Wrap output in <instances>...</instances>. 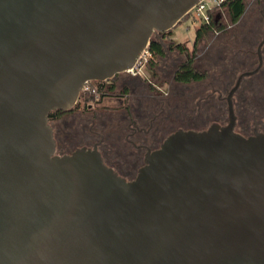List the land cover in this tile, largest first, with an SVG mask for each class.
<instances>
[{
  "label": "water",
  "instance_id": "obj_1",
  "mask_svg": "<svg viewBox=\"0 0 264 264\" xmlns=\"http://www.w3.org/2000/svg\"><path fill=\"white\" fill-rule=\"evenodd\" d=\"M203 0H0V264H264V134L170 135L133 181L57 154L49 115L135 68ZM218 19V16H216Z\"/></svg>",
  "mask_w": 264,
  "mask_h": 264
},
{
  "label": "flooded vegetation",
  "instance_id": "obj_2",
  "mask_svg": "<svg viewBox=\"0 0 264 264\" xmlns=\"http://www.w3.org/2000/svg\"><path fill=\"white\" fill-rule=\"evenodd\" d=\"M262 15L264 17V13ZM167 33H155L164 47H167V45L161 37L167 35ZM252 41L256 49L253 52L256 55L253 70L259 66L260 47L262 59L260 68L253 75L256 79V84L255 111H252V114L249 115L252 121L249 122L245 114L249 110V94L254 92V90L242 89L243 80L233 95V105L235 113L237 112L235 130L246 137L254 135L255 132L264 134V18L262 27H259L257 36ZM152 58L153 55L150 59ZM143 70L145 69L143 68L134 74L129 72L121 73L109 81L98 83L100 87H103V92L94 87L95 83L93 81L88 83L95 88V93L90 94L91 96L99 97L105 95L100 105L110 100L115 101V103L118 101L119 106L112 107L111 110L103 109L94 113L92 112L94 107H92L91 103L87 106V109L91 112L87 111V109L83 110V105L78 107L77 110L80 111L78 113L80 121L78 125L82 130L83 142L80 144L81 146L76 147L74 150L59 155L71 154L79 148L97 149L107 166L127 181H133L137 177L139 170L145 165L147 154L158 150L173 133L180 129L185 131H203L208 129L213 123L224 126L219 118H214L212 124L208 128L205 127V117L210 119L207 114L213 115L216 110L212 105L215 95L220 102L226 103L227 107L221 109V112H225L228 115L229 121L228 95L233 87L230 88L225 80L220 83L221 86L218 82L207 84L210 93L201 96L199 102H203L202 105L198 103V100L195 101L194 106L189 104V102H185L182 105V102L175 98L176 92H165L161 89L154 91V82L147 76L142 79L141 72ZM110 88L111 90L108 92L107 89ZM86 95L89 94L82 93L78 102L82 101V97ZM104 106V108L109 107L107 105ZM201 106H204L205 116L201 113ZM182 108L188 112L184 111L182 113ZM193 109H196L195 115L191 113V111H194ZM72 110H69L67 114L76 112L71 113ZM183 114L189 120L194 123H202L203 126L187 127L184 124H178ZM63 133L67 134L66 131ZM54 136H56L55 133ZM56 143L58 150V147H61L62 140H59V142L56 140ZM64 144L66 143L63 142Z\"/></svg>",
  "mask_w": 264,
  "mask_h": 264
},
{
  "label": "trees",
  "instance_id": "obj_3",
  "mask_svg": "<svg viewBox=\"0 0 264 264\" xmlns=\"http://www.w3.org/2000/svg\"><path fill=\"white\" fill-rule=\"evenodd\" d=\"M222 8L225 22L213 20L210 24H201L196 31L192 52L186 45L174 40L167 44L170 31L161 37L167 47H164L156 34L152 36L147 50L153 58L148 60L144 69L151 72V79L155 85L170 83L191 85L204 83L207 79L221 83L231 78L234 80L235 74L245 67H254L256 55L253 54L255 47L252 40L257 36L259 27H262L263 17L260 14L259 18L252 20L251 25L247 26V20L243 21L246 18V0H226ZM190 18L188 14L182 21ZM208 43L211 46L207 48ZM204 46L207 48L206 51L198 54L200 48ZM93 82L95 88L104 91L103 87L98 85L100 82ZM227 83L230 87V82ZM107 90L109 92L111 88ZM104 96L86 95L74 108L83 105V110H86L90 103L99 106ZM67 112L69 111L51 112L49 122L60 119Z\"/></svg>",
  "mask_w": 264,
  "mask_h": 264
},
{
  "label": "rangeland",
  "instance_id": "obj_4",
  "mask_svg": "<svg viewBox=\"0 0 264 264\" xmlns=\"http://www.w3.org/2000/svg\"><path fill=\"white\" fill-rule=\"evenodd\" d=\"M246 7H247L246 13H245L246 18H244L243 21L247 20V22H246L247 26L251 25L252 20L259 18L260 14H261V17H263L262 13H264V0H246ZM243 21L241 22V24L243 23ZM200 25H201V22L193 21L191 18L182 21V23H180L177 27H175L173 30L170 31V33L168 34L169 38H168V41L166 43L168 44L171 40L172 41L174 40L175 42H179V43L186 45L189 48V51L192 52L193 51L192 46H193L194 39L196 37V31L200 27ZM210 46H211V44H209V43H208V45H206L207 48ZM206 47L204 46L202 49L200 48L198 54L201 55L203 52H205L207 49ZM254 51H256V49H254ZM239 55H241V54H239ZM241 70L242 71H238L235 74L234 80H233V78L228 80L230 82V88H232L234 86V84L236 83V81H237V79L241 73H243L244 71H251V70H253V67H251V68L245 67ZM145 76L149 77L150 80H152L150 71L143 70L141 72L142 79H144ZM228 81H226V82H228ZM210 82H212L211 79H207L204 83H199V84L194 83L191 85H180V84H173V83L164 84V85L157 84V85H155V87L153 89H154V91H159V89H161L165 92H168V91L169 92H176L175 98L178 99L179 101H181L182 105H184L185 102H189V104L194 106L196 100H198V103L202 105L203 102H199V99L201 98V96L210 93V90L208 89V86H207V84ZM255 82H256L255 77L250 76V77L245 78L243 81V84H242V89L248 88V89L254 90V92H250V90H249L250 94H249L248 102L250 105H249V110H247L246 114H245L246 118H248L249 122L252 121L251 117L249 118V115L252 114V111H255L254 110L255 109V106H254L255 84H256ZM219 85H220V83H219ZM212 103H213L212 105L215 107L216 110H215L213 115L207 114L210 116V119L205 117V119H206L205 120L206 121L205 127L208 128L212 124V121L214 120V118H219L221 120L220 122L223 125H226L228 123V115L225 112H221V109H224L227 107L226 103L220 102L217 99L216 95H215ZM91 105H92V107H94V108H92L93 113L95 111H100L103 109L111 110L112 107L119 106L118 101L115 103V101H110V100L105 101L100 106H96L94 103H91ZM104 105H107L109 107L104 108L105 107ZM193 108H195V107H193ZM181 111H182V113H184V111H187V110L182 108ZM72 112L73 113L75 112V113L74 114H65L64 116H61L60 119L55 120V121L52 120L49 122L51 127L54 129V133L56 135L55 136L56 140L58 142H59V140L60 141L62 140L61 147L60 148L58 147V150H57L58 154L70 152V151L74 150L76 147L81 146L80 144L83 142L82 141V134H81L82 130L78 125V123L80 122L78 113L80 111L74 108L71 111V113ZM191 113H192V115H195L196 109L194 111H191ZM201 113L204 116L206 115L204 106L203 107L201 106ZM87 117H90V116H87ZM181 118L182 119L179 121L180 123L178 122V124H182V125L184 124L187 127L203 126L202 123H194L192 120H189L188 117L184 116V114L182 115ZM109 120H111V119H109ZM64 131H66L67 134L63 133ZM63 142L66 144L63 145Z\"/></svg>",
  "mask_w": 264,
  "mask_h": 264
},
{
  "label": "built area",
  "instance_id": "obj_5",
  "mask_svg": "<svg viewBox=\"0 0 264 264\" xmlns=\"http://www.w3.org/2000/svg\"><path fill=\"white\" fill-rule=\"evenodd\" d=\"M226 0H203L200 2L193 10L189 13L193 21H199L201 24H210L213 20L220 21L221 23L225 22L223 17V8L222 5ZM218 16V19H216ZM218 34V32H217ZM151 54L146 49L141 55L135 68L129 70V73H136L143 69L150 59ZM82 93L93 94L95 93V88L89 85L88 83L84 86Z\"/></svg>",
  "mask_w": 264,
  "mask_h": 264
}]
</instances>
